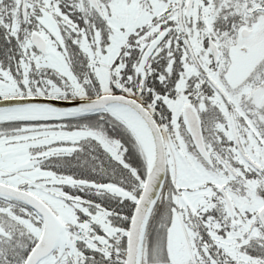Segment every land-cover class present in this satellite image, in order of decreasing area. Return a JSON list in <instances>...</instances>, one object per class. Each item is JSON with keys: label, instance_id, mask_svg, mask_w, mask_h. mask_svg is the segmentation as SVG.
Returning <instances> with one entry per match:
<instances>
[{"label": "snow or ice", "instance_id": "snow-or-ice-1", "mask_svg": "<svg viewBox=\"0 0 264 264\" xmlns=\"http://www.w3.org/2000/svg\"><path fill=\"white\" fill-rule=\"evenodd\" d=\"M0 264H264V0H0Z\"/></svg>", "mask_w": 264, "mask_h": 264}]
</instances>
